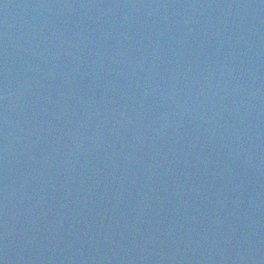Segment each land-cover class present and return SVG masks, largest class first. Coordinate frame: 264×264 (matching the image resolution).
I'll return each mask as SVG.
<instances>
[{
  "label": "water",
  "instance_id": "water-1",
  "mask_svg": "<svg viewBox=\"0 0 264 264\" xmlns=\"http://www.w3.org/2000/svg\"><path fill=\"white\" fill-rule=\"evenodd\" d=\"M0 264H264V0H0Z\"/></svg>",
  "mask_w": 264,
  "mask_h": 264
}]
</instances>
